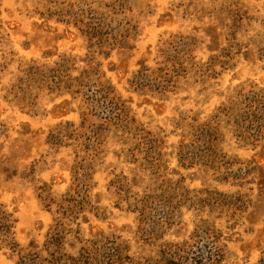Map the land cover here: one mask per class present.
I'll return each instance as SVG.
<instances>
[{
    "label": "rangeland",
    "instance_id": "rangeland-1",
    "mask_svg": "<svg viewBox=\"0 0 264 264\" xmlns=\"http://www.w3.org/2000/svg\"><path fill=\"white\" fill-rule=\"evenodd\" d=\"M262 103L264 0H0L15 243L44 255L58 222L66 252L115 234L146 256L208 226L221 264H259ZM16 262L0 245V264Z\"/></svg>",
    "mask_w": 264,
    "mask_h": 264
},
{
    "label": "trees",
    "instance_id": "trees-1",
    "mask_svg": "<svg viewBox=\"0 0 264 264\" xmlns=\"http://www.w3.org/2000/svg\"><path fill=\"white\" fill-rule=\"evenodd\" d=\"M86 84V83H85ZM84 88V84L82 85ZM102 94L91 93L94 97V107H100V99H106L107 92ZM109 97V96H108ZM259 105H256V107ZM259 117L253 116L257 122L250 123L254 126L255 131L259 133L264 130V104L260 105ZM108 121V120H106ZM250 129V128H248ZM15 220L12 215L4 208L0 207V245L9 250L12 254H16V264H221L223 261L222 246L216 241L209 242V227L201 228L200 233H193L189 241L181 243L165 242L155 246L154 253L149 252L146 256H136L131 253L129 244L120 240L119 236L111 234L108 236H92L89 240H81L75 237V243L79 244L77 251L71 253L66 252L64 229L60 223L56 225L46 234V239L42 244L41 251L36 250V246L30 245L27 250H21L14 241L13 229ZM62 229V230H61ZM72 244V245H73ZM150 246V244H147ZM70 248L73 246L68 245ZM154 247V245H152ZM264 264V255L259 261Z\"/></svg>",
    "mask_w": 264,
    "mask_h": 264
}]
</instances>
